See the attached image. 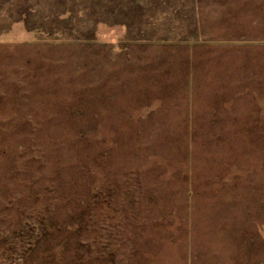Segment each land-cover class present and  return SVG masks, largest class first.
<instances>
[{
    "label": "rangeland",
    "instance_id": "374dc122",
    "mask_svg": "<svg viewBox=\"0 0 264 264\" xmlns=\"http://www.w3.org/2000/svg\"><path fill=\"white\" fill-rule=\"evenodd\" d=\"M0 264H264V0H0Z\"/></svg>",
    "mask_w": 264,
    "mask_h": 264
}]
</instances>
